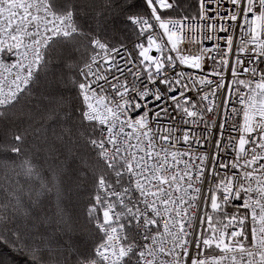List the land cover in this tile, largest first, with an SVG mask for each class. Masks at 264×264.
<instances>
[{
	"label": "built area",
	"instance_id": "1",
	"mask_svg": "<svg viewBox=\"0 0 264 264\" xmlns=\"http://www.w3.org/2000/svg\"><path fill=\"white\" fill-rule=\"evenodd\" d=\"M242 2L251 10V0ZM187 27L188 52L206 55L197 47L198 19L187 18ZM74 28V16L55 12L49 0H0V110L33 82L47 48ZM123 46L94 37L79 71L83 118L99 125L100 160L123 181L99 180L103 241L87 264H124L134 252L144 264H264V78H252L261 72L250 64L247 75H233L227 94L230 57L221 55L215 79L183 73L172 85L181 94L164 93L167 103H158L142 79L147 66L129 67Z\"/></svg>",
	"mask_w": 264,
	"mask_h": 264
},
{
	"label": "trees",
	"instance_id": "2",
	"mask_svg": "<svg viewBox=\"0 0 264 264\" xmlns=\"http://www.w3.org/2000/svg\"><path fill=\"white\" fill-rule=\"evenodd\" d=\"M49 1L57 13H73L75 28L47 48L31 85L0 110V264H86L103 241L98 181L123 184L100 160L99 130L83 118L78 84L94 37L128 43L117 23L126 0ZM192 3L181 18H197Z\"/></svg>",
	"mask_w": 264,
	"mask_h": 264
},
{
	"label": "snow or ice",
	"instance_id": "3",
	"mask_svg": "<svg viewBox=\"0 0 264 264\" xmlns=\"http://www.w3.org/2000/svg\"><path fill=\"white\" fill-rule=\"evenodd\" d=\"M186 3L187 0H126L120 6L121 0H117L120 6L118 16L124 17L126 14V18L117 20L118 24L126 25L120 29L128 42L121 49L122 58L131 61L129 67L138 62L147 66L146 69L142 68V79L150 93L152 89L156 90L158 103H167L164 93H167V97L181 94V88L172 85L180 81L183 73L195 72L215 79L212 66L221 55L230 57L224 79L225 93L230 94L229 81L232 76L247 75L250 64L254 73L261 72V77L254 74L253 80L264 78V0L259 4L251 0V10L245 7L242 0H198V5L197 0H193L189 7L199 8L195 31L203 46L202 49L199 45L197 47L202 53L207 50V54L200 57L188 52L192 41L187 40L186 36L193 30L187 27V14L183 18L180 15ZM257 15L259 25L256 24ZM213 36L214 39L210 38ZM125 52L127 55H124ZM186 54L199 62L198 66L182 62L180 58ZM232 57L241 64L238 71L233 66ZM184 95L195 99L190 91ZM146 99H152V95L149 94ZM223 100L222 95V103Z\"/></svg>",
	"mask_w": 264,
	"mask_h": 264
},
{
	"label": "bare ground",
	"instance_id": "4",
	"mask_svg": "<svg viewBox=\"0 0 264 264\" xmlns=\"http://www.w3.org/2000/svg\"><path fill=\"white\" fill-rule=\"evenodd\" d=\"M46 52V51H45ZM45 54V53H44ZM88 62V61H87ZM196 124L198 126H200V123L198 121H196ZM97 127H98V130H99V135L102 134V131H100V128H99V125L95 124ZM204 130H202L203 132ZM99 139V137H98ZM157 156H160V154H157ZM210 194L214 195L212 192H209ZM221 200V199H220ZM100 248V246L98 247V249ZM101 253L102 254H107V250L106 249H100ZM133 261L135 264H144V259L137 253V252H134L133 253Z\"/></svg>",
	"mask_w": 264,
	"mask_h": 264
},
{
	"label": "rangeland",
	"instance_id": "5",
	"mask_svg": "<svg viewBox=\"0 0 264 264\" xmlns=\"http://www.w3.org/2000/svg\"><path fill=\"white\" fill-rule=\"evenodd\" d=\"M68 13H71V12H68ZM72 15H73V13H71ZM74 16V15H73ZM75 18V17H74ZM31 85V84H30ZM29 85V86H30ZM98 183H99V181H98ZM97 194V193H96ZM95 206H97L96 204H95ZM96 208H98V207H96ZM97 212H99L98 210H96ZM94 213H95V211H94ZM96 251V250H95ZM87 264V263H86Z\"/></svg>",
	"mask_w": 264,
	"mask_h": 264
}]
</instances>
